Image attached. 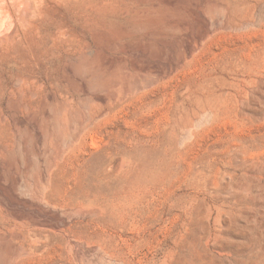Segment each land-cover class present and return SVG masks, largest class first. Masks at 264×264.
<instances>
[{"label": "rangeland", "instance_id": "1", "mask_svg": "<svg viewBox=\"0 0 264 264\" xmlns=\"http://www.w3.org/2000/svg\"><path fill=\"white\" fill-rule=\"evenodd\" d=\"M31 9L0 47V264H264V0Z\"/></svg>", "mask_w": 264, "mask_h": 264}, {"label": "bare ground", "instance_id": "2", "mask_svg": "<svg viewBox=\"0 0 264 264\" xmlns=\"http://www.w3.org/2000/svg\"><path fill=\"white\" fill-rule=\"evenodd\" d=\"M6 1L10 3V5L12 6L11 8H9V4L7 5ZM31 3L32 0H0V47L3 50L8 51L10 49L9 47L5 46V43L10 41L13 38V35H15L17 32L14 27V15L18 17L20 22L25 24L27 22L28 14L32 13ZM23 5L27 7V10L24 9L25 6ZM20 6L24 9L22 11L23 13L21 12V14L19 13V10L21 11V9H19Z\"/></svg>", "mask_w": 264, "mask_h": 264}]
</instances>
